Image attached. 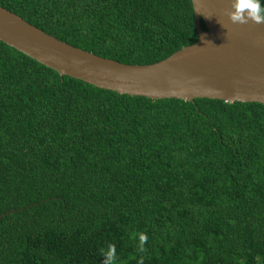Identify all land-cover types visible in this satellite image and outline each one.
Returning <instances> with one entry per match:
<instances>
[{
    "label": "trees",
    "instance_id": "trees-1",
    "mask_svg": "<svg viewBox=\"0 0 264 264\" xmlns=\"http://www.w3.org/2000/svg\"><path fill=\"white\" fill-rule=\"evenodd\" d=\"M0 5L124 63L198 37L191 0ZM109 244L114 264H264V103L120 94L0 40V264H102Z\"/></svg>",
    "mask_w": 264,
    "mask_h": 264
},
{
    "label": "water",
    "instance_id": "water-1",
    "mask_svg": "<svg viewBox=\"0 0 264 264\" xmlns=\"http://www.w3.org/2000/svg\"><path fill=\"white\" fill-rule=\"evenodd\" d=\"M191 1L197 40L152 63H124L98 55L1 5L0 40L62 76L120 94L264 103V23H232V0Z\"/></svg>",
    "mask_w": 264,
    "mask_h": 264
},
{
    "label": "clouds",
    "instance_id": "clouds-1",
    "mask_svg": "<svg viewBox=\"0 0 264 264\" xmlns=\"http://www.w3.org/2000/svg\"><path fill=\"white\" fill-rule=\"evenodd\" d=\"M232 23L244 24L251 20L254 23H264V0H232L231 10L228 12ZM223 27V25H221ZM224 28V27H223ZM147 236L143 233L138 235L139 250H144ZM102 264H114L116 260L115 246L109 244L102 251ZM142 264V260H141Z\"/></svg>",
    "mask_w": 264,
    "mask_h": 264
}]
</instances>
